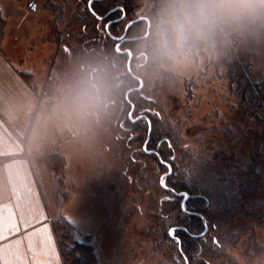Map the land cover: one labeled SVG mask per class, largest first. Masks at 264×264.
<instances>
[{
    "label": "trees",
    "instance_id": "trees-1",
    "mask_svg": "<svg viewBox=\"0 0 264 264\" xmlns=\"http://www.w3.org/2000/svg\"><path fill=\"white\" fill-rule=\"evenodd\" d=\"M80 1L90 17L110 25L101 35H92V42L101 43L102 51L92 55L91 82L95 78L98 88L111 93L105 126L123 145L129 170L133 171V185L142 195V187L149 191L146 233L154 237L158 264H184L174 242L177 238L188 264H241L233 254L238 246L245 262L264 264V244L255 230L264 222V199L250 197L261 186L263 157L254 151L245 165H230L229 151L216 139V134H226L222 133L225 128L222 132L215 126L198 130L199 120L188 125L192 112L181 107L194 95L190 86L196 81L191 83L175 63L183 49L179 55L166 54L174 47L175 33H165L163 21L156 32L161 19L154 7H159L161 0H151V22H156L153 27H148L147 16L138 19L140 0H93L91 6L89 0ZM93 21L90 18L87 27L90 35L98 32ZM241 27L206 28L198 36L190 35L184 46L195 57L224 48L225 54L217 62L226 68L221 77H228L227 84L232 83L237 96L264 107V77L253 80L250 63L235 51ZM165 137L176 146L173 167L167 175V193L159 183L166 174L165 166L160 157L150 154L158 151L168 157L166 145L156 147ZM149 139L150 151L146 152L144 145ZM38 160L55 172L64 169V156L59 152ZM51 226L62 264H96L90 233L76 238L75 226L62 214L51 219ZM169 229L175 232L172 239ZM213 237L222 247L212 244Z\"/></svg>",
    "mask_w": 264,
    "mask_h": 264
},
{
    "label": "rangeland",
    "instance_id": "rangeland-1",
    "mask_svg": "<svg viewBox=\"0 0 264 264\" xmlns=\"http://www.w3.org/2000/svg\"><path fill=\"white\" fill-rule=\"evenodd\" d=\"M141 2L137 12L151 22L153 2ZM161 2L154 7L161 20L150 26L156 24L159 32L163 21L165 33H173L168 14L174 4ZM86 9L80 0H0V36L10 35L13 54H22V69L38 93L40 109L32 141L42 137L50 142L43 153L60 152L65 160L62 171L50 169L48 176L39 170V164L44 167L45 163L34 161L38 182L46 204L54 211L61 206V214L72 216L76 238L91 234L96 264H158L154 237L146 233L149 191L142 187V195L133 185L123 145L105 126L111 93L98 88L95 78L91 82L92 55L102 51V44L91 38L104 32L105 23L90 17ZM90 18L98 28L96 34L90 35L87 29ZM234 47L250 63L251 78L261 80L264 23L242 25ZM183 51L175 63L191 83L196 81V87L190 86L194 95L181 107L192 112L188 125L199 120L198 130L215 126L222 132L225 128L222 133L226 134H216V139L229 151L230 165H245L254 151L263 157L264 165V107L237 96L232 83L227 84L228 77H221L226 68L217 62L226 50L215 48L197 57L189 47ZM261 180L251 199H264V169ZM255 230L264 244V222ZM240 250L239 246L233 249L235 258L248 264Z\"/></svg>",
    "mask_w": 264,
    "mask_h": 264
},
{
    "label": "crops",
    "instance_id": "crops-1",
    "mask_svg": "<svg viewBox=\"0 0 264 264\" xmlns=\"http://www.w3.org/2000/svg\"><path fill=\"white\" fill-rule=\"evenodd\" d=\"M9 42L8 33L0 36V207L11 208L15 213L21 231L9 239L22 240L27 264H62L51 226V219L61 214V206L57 205L54 211L44 201L34 165V161L42 162L38 160L46 155L42 148L50 142L42 137L38 142L32 141L40 109L38 93L28 80V72L22 69V54L14 55ZM40 164L42 175L48 176L50 168ZM62 215L73 224L72 216Z\"/></svg>",
    "mask_w": 264,
    "mask_h": 264
},
{
    "label": "clouds",
    "instance_id": "clouds-1",
    "mask_svg": "<svg viewBox=\"0 0 264 264\" xmlns=\"http://www.w3.org/2000/svg\"><path fill=\"white\" fill-rule=\"evenodd\" d=\"M168 23L175 33L174 47L166 54L179 55L191 35L217 25L239 27L264 23V0H172Z\"/></svg>",
    "mask_w": 264,
    "mask_h": 264
},
{
    "label": "snow or ice",
    "instance_id": "snow-or-ice-1",
    "mask_svg": "<svg viewBox=\"0 0 264 264\" xmlns=\"http://www.w3.org/2000/svg\"><path fill=\"white\" fill-rule=\"evenodd\" d=\"M93 0H89V5L91 6ZM33 10L35 9V4L30 6ZM90 11L94 12V9L90 7ZM122 11V9H121ZM99 19H103V17H98ZM110 25H105V28H108ZM151 133V123L149 122V134ZM150 143V139L145 141V151L149 152L150 149L148 147ZM166 145L169 155L167 158L161 155L160 152H151L150 154H154L160 157L161 163L164 164L166 169V174L162 175L159 178L160 187L163 192L167 193L168 190V183H167V175L170 174V171L173 167V159H174V152L176 149L175 144L173 141L165 137L163 138L162 142L157 144V149L161 146ZM21 225H24V220H21ZM21 231V227L17 225L15 213L12 212L11 208L8 207H0V264H27L26 260L23 259V252H22V240L20 238L17 239H9L11 236L16 235ZM33 236H36L37 233H33ZM169 238L172 239L175 236V232L173 229L168 230ZM28 239V237H25ZM177 250L179 253L184 257V264H188V257L184 254L183 247L178 243V238L174 241ZM34 242L29 244V250L33 249ZM212 244L217 247H222L221 242L216 238H212ZM204 264H208L207 261Z\"/></svg>",
    "mask_w": 264,
    "mask_h": 264
},
{
    "label": "flooded vegetation",
    "instance_id": "flooded-vegetation-1",
    "mask_svg": "<svg viewBox=\"0 0 264 264\" xmlns=\"http://www.w3.org/2000/svg\"><path fill=\"white\" fill-rule=\"evenodd\" d=\"M140 17H141V16H140ZM138 18H139V17H138ZM144 18L146 19V17H143L142 19H144ZM146 20H147V22H148V27H149V25H150V22H149V20H148V19H146ZM130 23H132V21H130V22H129V24H130ZM105 25H109V23H106ZM105 25H104V27H105ZM106 29H107V28H106Z\"/></svg>",
    "mask_w": 264,
    "mask_h": 264
},
{
    "label": "water",
    "instance_id": "water-1",
    "mask_svg": "<svg viewBox=\"0 0 264 264\" xmlns=\"http://www.w3.org/2000/svg\"><path fill=\"white\" fill-rule=\"evenodd\" d=\"M142 18H143V16L139 17L138 19H142ZM130 56H131V54H130ZM129 63H130V60L128 61V65H129Z\"/></svg>",
    "mask_w": 264,
    "mask_h": 264
}]
</instances>
